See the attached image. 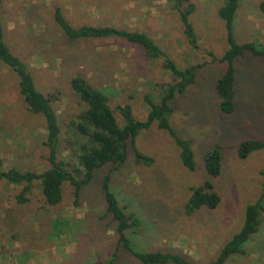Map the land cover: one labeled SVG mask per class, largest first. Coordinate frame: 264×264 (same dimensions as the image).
<instances>
[{"label": "rangeland", "instance_id": "obj_1", "mask_svg": "<svg viewBox=\"0 0 264 264\" xmlns=\"http://www.w3.org/2000/svg\"><path fill=\"white\" fill-rule=\"evenodd\" d=\"M262 1L238 0L234 24L238 38L264 43ZM191 2L195 10L189 20L196 48L166 0H0V17L10 51L28 66L37 90L54 97L51 104L61 129L60 152L69 124L84 109L69 87L73 76L102 91L112 110L129 105L137 120L147 114L144 97L157 102L158 85L171 82V76L162 60L147 59L141 48L123 40H68L54 22L55 8L74 28L107 26L146 33L177 68H197L195 83L172 102L171 117L175 131L191 142L195 170L187 171L170 137L151 127L139 133L135 147L152 157L153 165L135 163L129 150L126 164L112 172L111 187L119 206L141 221L135 238L141 249L175 251L191 264H212L220 248L240 229L245 207L262 192L264 151L241 160L230 136L264 137V79L260 76L264 69L253 61L238 64L235 112L221 116L212 88L223 71L218 60L227 48L223 23L216 14L221 0ZM114 116L121 124L116 112ZM45 135L42 118L30 113L19 95L17 77L0 63L2 170L38 173L47 169ZM224 137L223 172L214 183L220 203L215 210L186 216L184 204L191 189L206 178L203 152ZM58 157L73 163L66 151ZM22 188L0 180V264H95L114 251L116 239L103 218L96 180L83 191L78 208L73 206L69 184L63 186L62 201L54 206L46 204L37 181L26 194L27 201L18 203ZM59 219L68 220L69 226L57 235L52 226ZM245 252L226 264H264V211ZM120 256L121 264H138Z\"/></svg>", "mask_w": 264, "mask_h": 264}, {"label": "trees", "instance_id": "obj_2", "mask_svg": "<svg viewBox=\"0 0 264 264\" xmlns=\"http://www.w3.org/2000/svg\"><path fill=\"white\" fill-rule=\"evenodd\" d=\"M166 1L178 14L188 42L196 48V37L189 20L194 13L195 5L191 0ZM237 9L238 0H221L216 12L218 19L223 23L227 48L218 60L223 66V71L214 80L212 88L218 101V112L223 117L232 116L235 112L238 64L241 61L255 62L261 64L264 69V43L238 38L235 34ZM259 10L264 14V1L259 4ZM53 19L68 40L118 39L138 46L147 59L162 60V67L170 74L171 82L158 85L157 102L152 101L149 96L144 97L147 114L143 120H137L129 105H119L112 110L102 91L92 87L82 77L73 76L69 81V87L84 109L75 115L74 120L69 124L65 148L60 152L61 129L51 104L54 97L45 96L37 90L28 66L10 51L5 42L0 17V63L17 77L18 92L27 110L41 117L44 122L46 135L43 146L47 150L48 163L47 169L37 173L22 172L14 168L2 170L0 161V180L23 186L16 198L18 203H25L27 201L25 196L30 191L31 185L33 182H39L44 201L50 206L62 201L63 186L69 184L72 187L73 206L77 208L80 206L83 191L96 180L104 206L103 218L107 219L108 227L116 242L114 251L109 257L95 264H121L120 254H124L138 264H191L190 260L181 253L146 251L138 246L135 238L139 237L141 221L134 213H128L125 208L119 206L111 187V175L115 169L126 164L129 150L135 163L144 167L153 165L154 159L142 154L135 147L139 133L151 127H156L170 137L178 149L179 160L187 171L195 170L196 162L191 142L175 131L171 125V117L172 102L178 96L185 94L195 83L197 68L195 66L177 68L161 47L146 33L107 26L83 25L74 28L67 23L58 8L53 11ZM260 76L264 79V73ZM114 112L120 117L121 124L118 123ZM230 137L231 141H235L236 155L241 160L248 158L252 153L264 151V137L261 135ZM224 140L225 137L203 152L201 161L206 178L200 186L191 189V194L184 204L186 216H192L201 210L217 209L220 197L214 183L223 172V156L226 150ZM65 151L72 156L73 163L63 158L59 159V154ZM105 169L102 175H97L99 171ZM263 211L264 183L259 199L245 207L240 229L220 248L212 264H226L232 256L246 255L245 245L257 233L260 214ZM68 226L69 221L66 219L54 220L52 230L59 235Z\"/></svg>", "mask_w": 264, "mask_h": 264}]
</instances>
